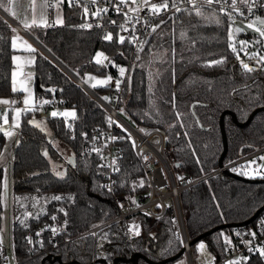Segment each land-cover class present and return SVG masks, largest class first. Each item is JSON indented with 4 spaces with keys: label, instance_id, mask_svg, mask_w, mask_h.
Returning a JSON list of instances; mask_svg holds the SVG:
<instances>
[{
    "label": "trees",
    "instance_id": "obj_1",
    "mask_svg": "<svg viewBox=\"0 0 264 264\" xmlns=\"http://www.w3.org/2000/svg\"><path fill=\"white\" fill-rule=\"evenodd\" d=\"M3 2L7 4V0ZM84 8L63 6V23L37 26L33 28L34 37L79 79L85 72H105L93 62L97 49L104 51L108 59L128 63L115 108L123 110L121 114L137 128L159 129L173 172L196 178L178 193L185 230L191 240L192 263L198 255L197 244L203 241L214 258L212 264H225L220 259L226 245L219 234L223 232L236 241L232 233L235 225H251L264 217V175L245 176L232 171L241 164L217 170L264 144V64H257L258 56L237 58V52L229 47V13L218 11L213 5H184L180 11L157 16L159 27L143 36L145 43L138 48L140 51L126 39L119 42L117 26L125 18L121 12L108 10L92 16L95 11L88 8L85 14ZM84 20L99 24L79 27ZM110 21L115 23L109 25ZM13 29L0 13V97L19 100L20 91L14 93L10 85ZM101 30L106 33L101 34ZM108 33L112 40L103 38ZM237 35L246 33L243 30ZM221 60L222 63H212ZM241 60L254 71L246 72ZM91 89L99 96L111 95L107 86ZM32 90L35 110L20 115L7 171L0 161V224L5 180L10 196L49 194V199L44 210L27 217L23 224L9 212L14 264H168L181 255L182 251L175 255L179 248L167 212L158 217L134 214L132 217L140 225L139 235L130 234L123 220L112 219L117 207L100 183L102 169L97 155L83 151L82 134L91 135L110 124L114 126L120 146L116 191L134 195L146 191L148 182L129 134L117 121L110 123L97 101L40 51H36L33 61ZM46 99H63L62 106L72 107L76 113L75 119L67 120L46 115V125L56 144L42 128L29 123L33 115H38L40 101ZM57 110L61 112L60 108ZM2 141L0 131V148ZM56 159L61 161L58 166L53 163ZM141 180L143 187L139 186ZM54 196L62 199L53 200ZM45 222L43 231L39 230ZM101 222L106 223L95 232H84ZM54 225L58 231L53 239ZM172 255L175 256L169 258ZM245 257L242 264H264L258 251Z\"/></svg>",
    "mask_w": 264,
    "mask_h": 264
},
{
    "label": "built area",
    "instance_id": "obj_2",
    "mask_svg": "<svg viewBox=\"0 0 264 264\" xmlns=\"http://www.w3.org/2000/svg\"><path fill=\"white\" fill-rule=\"evenodd\" d=\"M165 0L161 2L155 0H148V5L145 6L143 0H136L135 3H125L120 4L119 0H97L96 4L88 2V0H79V3H74L73 5H82L87 8H91L96 11L98 8L107 9L110 12H117L116 8L121 9V13L125 18L119 22L117 26L118 36H124L127 42L131 45L133 49H138L141 45V41L145 34H148L153 31V28L157 26L156 17L162 14H167L174 11L176 8L172 7L175 3L176 7H182L184 5H195V4H206L204 0H167L168 8L167 10H162L159 14H153L149 9L151 4H163ZM54 0H49V5L52 6ZM216 7L218 11H221L223 8L224 11L229 14H234L239 17L241 20L248 23H256L257 17L264 14V0H249L248 3H236V11L233 9L232 0H219V2H214L211 4ZM249 5H252V11L249 12ZM61 7L69 6L68 0H63V3L60 4ZM139 9L137 12H132L130 9ZM82 24H91L98 25V21H86L84 20ZM123 24L125 31L120 27ZM109 25H112V21L109 22ZM259 28L264 29V24L258 23ZM105 30H101V34H105ZM97 52H103L107 57L106 53L101 50H96L92 55L93 62H95V56ZM98 65V64H97ZM105 69V72L112 79L107 85L108 89L111 91V99L113 100L112 104H109L104 97L96 94L89 86L86 84L85 87L81 86L92 98H94L97 103L106 111L110 121H117L119 126H122L121 129L129 134L132 139V142H135L133 146L135 155L139 161V164L144 172L145 177L147 178L148 188L144 192L135 193L134 195H128L124 192H117L115 186V171L114 167L117 166V158L120 155V146L118 144V139H111L112 137H118L119 135L114 129V126H110L100 132L93 133L91 135H83V151L86 153H91L97 155L98 164L102 169V179L101 185L103 188L110 193L112 199L115 202L117 207V214L112 218L113 220H123L126 230L133 234L130 231L132 225L139 226V221L137 218L132 217L136 213H144L151 217H158L164 212H167L170 216L171 222L174 225L172 230V236L175 244L178 248H182L183 252L187 256L190 264H192V259L189 251L188 236L185 230L183 215L179 203L178 193L181 189L186 186L191 185L196 181V178H192L186 173L177 174L178 177L183 179H177L176 173L173 172L171 168V163L167 159L164 152V137L163 133L157 128H137L130 121L125 119L121 114L116 110L115 105L117 103L116 99L123 87V83L127 77V66L128 63L117 62L116 60L107 59L103 65H99ZM123 67L125 72L123 76L121 75L119 69ZM116 81H120L119 88L116 87ZM83 82V81H82ZM94 92V94L92 93ZM50 100V99H46ZM51 103L44 104V111L47 110V107H53L54 109H59L63 105V99L50 100ZM115 113H119L120 116H117ZM144 129V131H141ZM96 139H93V138ZM94 149H99L95 151ZM264 151V144L258 146L251 151L239 156L238 158L228 162L226 164L218 166L217 170L223 169L225 167L231 166L233 164H242L247 159L253 158L258 162V154ZM147 156L148 159L145 160L144 157ZM113 160L116 161L115 165L112 164ZM255 165V164H254ZM252 164V166H254ZM107 186V187H105ZM136 203H132V201ZM138 205V206H137ZM160 205V207H157ZM261 219H258L254 224H238L232 228V233L236 237V241H232L233 247H230L227 252L224 251L223 256L220 261L226 262L229 260H235L237 258H243L249 254V249H258L264 247V231L258 226V222ZM175 221V223H173ZM106 222H101L95 224L88 228L84 232H95L98 228L103 226ZM47 223L39 228L41 230ZM58 229L57 225H54L52 229ZM250 231L256 233L255 239L250 234ZM82 232V233H84ZM240 232L242 235L237 236L235 233ZM53 233V231H52ZM179 234L183 240L181 245L175 238V234ZM55 234L52 235L54 239ZM3 241V240H2ZM242 241H251L250 244H245ZM199 253V252H198ZM201 255V253H199ZM243 259L240 260L242 264ZM0 262L1 264H14L11 253H10V242H9V231H8V240L0 243Z\"/></svg>",
    "mask_w": 264,
    "mask_h": 264
},
{
    "label": "snow or ice",
    "instance_id": "obj_3",
    "mask_svg": "<svg viewBox=\"0 0 264 264\" xmlns=\"http://www.w3.org/2000/svg\"><path fill=\"white\" fill-rule=\"evenodd\" d=\"M88 2H90L92 4H96L97 3V0H88ZM132 2L135 3L136 0H132ZM204 2L206 4L211 5L214 2V0H204ZM215 2H219V0H215ZM242 2L248 3V0H242ZM61 3H63V0H57V5L56 6L59 7V5ZM68 3H69V6H72L74 3H79V0H68ZM119 3L120 4H125L126 3V0H119ZM143 3H144L145 6H147L148 5V0H143ZM236 3H237V0H232V5L231 6L233 7L234 10L239 11V9H236V7H235L236 6ZM14 4H15V0H7V6H5L3 0H0V7H4L5 8V11L10 12L11 15H13V16H16L17 13L15 11H13V5ZM172 7L176 8V11H180L181 10L179 7H176L175 3H173ZM167 8H168V2H167V0H165V2L163 4H159V5L158 4H151L149 10L153 14H159L162 10H167ZM138 10L139 9H136V8L130 9V11H132V12H137ZM248 10H249V12L252 11V5H249ZM88 11H89L88 8L85 7L84 8L85 14H87ZM106 11H107L106 8L105 9L98 8L95 12H92L91 15L92 16H98L101 12H106ZM116 11L117 12H120L121 9L119 7H117L116 8ZM221 11H224V9L222 8ZM196 14L197 15H200L199 10H197V13ZM229 16H230V14H229ZM257 20L260 21L261 24H264V19H261L260 17H257ZM41 21H42V23H44V26H47L46 22L43 21V17H41ZM216 22L217 23H220L219 20H217ZM32 23H33V25H36V21L35 20H33ZM56 23L57 24H62L63 23V20L58 18L57 21H56ZM112 23H115V21H112ZM36 26H39V25H36ZM24 27L26 29L29 28V24L27 23V21L24 22ZM79 27H81V28H91L92 25L91 24H82ZM120 27L122 29H124L125 31H127V29L124 28V25L123 24H121ZM156 27H159V25H157ZM247 27L249 29H252V30L258 32L261 37H264V29H261L259 27H255L254 24H251V23L248 24ZM243 30L244 29H242L240 27H237L235 29V32L236 33H239V32H242ZM13 31H15V30L13 29ZM153 31H155V28H153ZM103 38L105 40H112L113 39V36H112L111 33H108ZM17 39H19V38L16 37V36H13V38H12V47L14 49H16L18 47V45H17ZM229 39H233V35H232L231 32L229 33ZM119 42L120 43H124L125 42V37L124 36H120L119 37ZM144 43H145L144 41H141V48H142V46H143ZM239 43H240V46H241L240 50L241 51H244V48H245V46L247 45L248 42L247 41H240ZM23 44L26 46L27 50L32 51V52H35L36 51L34 48H32V46L30 44L27 43V41H23ZM229 47L232 48L233 52H236L237 51L235 44H230ZM140 50L141 49H138V51H140ZM246 55H248L250 59H256V57H257V53H255V52L250 53V54L249 53H246ZM237 58L239 59V56ZM12 59H13V62L15 64V62L19 59V57L13 56ZM94 59H95V62L98 65H103L104 62L108 58L104 55L103 52H97ZM137 59H139V56H137ZM222 62L223 61L221 60V61H213L212 63L213 64H219V63H222ZM256 62H257V64H264V56H259V58L256 59ZM28 63H32V61L30 60V61H28ZM240 64H241V67L246 72H252V71H254V69L247 62L241 60L240 61ZM119 71H120L121 75L123 76V74L125 72V69L123 67H121L119 69ZM30 78L31 77L29 76V80H30ZM111 79L112 78L110 76L107 77V78H105V79H97L95 76H88L86 82L95 81V83H92L91 84V86L95 88L97 86H107L109 84V82L111 81ZM19 84H20V87L18 88L17 87V71L14 68L13 69V72H12V91L14 93H16L18 91H23L24 93H26V95L24 97V100H23V104L25 105V107L22 108V109L21 108H16L15 109V114L12 117L13 124L16 127L19 126L18 124L15 123L17 117H19L24 112L34 111L35 110V104H36V101H35V99L33 97V94L31 93L30 88L26 85L25 81L21 80V81H19ZM119 84H120V81H116V87H117V89L119 88ZM47 91L51 92V91H54V89H47ZM103 99H106L107 100L109 98L108 97H104ZM51 102L52 101H50V100L40 101L41 104H48V103H51ZM10 103H15V101H9L8 99L0 98V104L8 105ZM121 111H123V110H121ZM50 115L52 117L61 116V117H64L66 120L69 117H71L72 119H75L76 118L75 111H68V110H65L64 112L53 111V112L50 113ZM177 116H178V119H179V114H177ZM2 118H3V124H0V131H3L5 136L12 137L14 135V133L11 132V131H7L4 128V125L5 124H8V122H9L8 121L7 113H5ZM29 123H35V121H29ZM110 123H115V122L110 121ZM37 126L39 127V124H37ZM70 126L71 125L69 124V127ZM141 131H144V129H141ZM83 135L86 136V134H83ZM93 139H96V138L94 137ZM111 139L115 140V139H119V138L118 137H112ZM133 146H135V142L134 141H133ZM94 150L97 151V152L99 151V149H94ZM2 155H3V153H0V156H2ZM44 155L47 156L48 153L45 151L44 152ZM144 159L147 160L148 157L145 156ZM258 159L264 160V156L259 157ZM115 163H116V161L113 160L112 164L115 165ZM250 163L254 165V164H256V161L253 160ZM248 167H249V165H241L239 168H233L232 171H238L239 174L245 175V176H249V175H252V176L264 175V171H262V170H264V164H261V165H258L255 168H252L251 171L245 170ZM113 170L114 171H118L119 169L116 168V167H114ZM57 175H63V173H57ZM178 179H183V178L182 177H178ZM139 186L140 187H143L144 186V181L143 180H141L139 182ZM105 187H107V186H105ZM4 188H5V192H6V189H7V182H6V180L4 182ZM52 199L53 200H61L62 197L61 196H54V197H52ZM0 202H2V201H0ZM132 203L135 204L136 202L133 200ZM157 207H160V205H157ZM61 211H63V209H61ZM28 215H31V214L29 213ZM52 219L55 220L56 217L53 216ZM21 223L23 224L24 221L22 220ZM173 223H175V221H173ZM258 226L261 228L262 231H264V217H262L261 220L258 222ZM0 231H2V229H0ZM41 231H43V229ZM52 231H53V234H55L58 231V229H55L54 228V229H52ZM130 231H132L133 234H135V235H139V226L132 225L130 227ZM235 234L237 236H241L242 235L240 232H236ZM250 234L253 237V239H255L256 233L253 232V231H250ZM37 235H40V233L38 232ZM219 235L223 237L224 242H225V245H226L223 248V251L227 252L230 247H233L232 241H231L230 237L228 235H226L225 233H223V232H221ZM175 238H176V240L181 245L183 244V240L181 239V237L179 236L178 233L175 234ZM28 240H29V243H32L31 238H28ZM2 242H3L2 239H0V243H2ZM242 242L245 243V244H250L251 243V241H242ZM249 250L250 251H258L259 254H260V256L261 257H264V247H260L258 249H251L250 248ZM197 251L199 253H201L202 264H212V260L214 258L211 257L210 254L207 252V246H206V244L203 241H201V242H199L197 244ZM241 259L247 260V257L237 258L235 260H229V261H226L225 264H240V260Z\"/></svg>",
    "mask_w": 264,
    "mask_h": 264
},
{
    "label": "crops",
    "instance_id": "obj_4",
    "mask_svg": "<svg viewBox=\"0 0 264 264\" xmlns=\"http://www.w3.org/2000/svg\"><path fill=\"white\" fill-rule=\"evenodd\" d=\"M132 0H126V3H131ZM49 0H15V4L13 5V11L17 13L16 16L11 15L10 12L5 11L4 9H1L7 17H5L14 27V32L11 36V47H12V38L13 36L18 37L17 39V45L18 47L14 49L12 47V54H11V70H10V85L12 87V72L15 68L17 71V87H20L19 81L23 80L25 81L26 85L30 88L31 93L33 94L32 90V77H33V61L35 57V53L40 49V46L38 45V41L33 35V28L39 26H44V23L41 21V17H43V21L46 22V24H57V19H62V7L59 5L57 7V0H54V3L52 6L49 4ZM7 6V4L5 5ZM36 21V25H33L32 21ZM27 21L29 24V28L24 27V22ZM23 41H27L28 44L32 46L36 51L32 52L27 50L26 46L23 44ZM16 56L19 57V59L15 62H13L12 57ZM32 61V63H28V61ZM29 76L31 77L29 80ZM81 80V79H80ZM26 95L23 91H20V97L18 99H12L9 97H0L3 99H8L9 101H15V103H10L8 105L0 104V124H3V115L7 113L8 116V124L4 125L5 130L11 131L14 133L12 137H8L4 135L3 132V141L0 148V153L2 151H7V148L11 146L12 142L15 141L16 136V126L13 124L12 117L15 114L16 108H24L25 105L22 101L21 95ZM25 97V96H24ZM18 100V101H17ZM17 101V102H16ZM69 111H74L72 107H65ZM19 117H17L15 123L18 124ZM70 118V117H69ZM7 143V146H4V144ZM4 151V152H5ZM4 154V153H3ZM7 158V156H6ZM4 157L3 155L0 156V161H3ZM4 162V161H3ZM6 162V160H5ZM9 160L6 162V166L8 167ZM4 165V164H3ZM7 169V168H6ZM211 256V255H210ZM212 257V256H211ZM194 262L197 264H202L201 255L198 256ZM168 264H190L187 256L185 255V258L179 257L175 258ZM194 264V263H192Z\"/></svg>",
    "mask_w": 264,
    "mask_h": 264
},
{
    "label": "rangeland",
    "instance_id": "obj_5",
    "mask_svg": "<svg viewBox=\"0 0 264 264\" xmlns=\"http://www.w3.org/2000/svg\"><path fill=\"white\" fill-rule=\"evenodd\" d=\"M259 17L261 19H264V14L259 16ZM258 23H260V21L257 20L256 23H251V24H254L255 27H259ZM248 24H250V23L241 20L239 17H237L234 14H230V16L228 17V39H229V33L230 32L233 35V39H229V45L235 44L236 49H237V51H236L237 55L240 58H244V57L248 56V55H246V53L250 54L253 52L257 53L258 58H259V56H264V37H261L258 32L254 31L252 29H249L247 27ZM237 27L244 29V32L246 33V35L238 36L237 33L235 32V29ZM240 41H247L248 42L244 48V51L240 50V48H241L240 43H239ZM38 51L42 52L41 50H38ZM88 76H95L97 79H105L108 77V74L106 72H104V73H100V72H85V73H83L81 76V81H83L87 86L93 88L91 86V84L95 83V81L86 82ZM21 96H22V101H23L25 95L23 94ZM105 97L109 98L107 100L105 99L109 104L113 103V100L111 99V97L109 95H106ZM60 109H61V112H64L65 110H67V108H65L64 106H62ZM38 111H39L38 115H33L30 120L35 121L34 124H36V125L39 124V127L45 131L47 137L49 139L54 140L53 139L54 136H53L52 131L46 125L45 117H46V115H50L51 112L57 111V110L54 109L53 107H47V110L44 111V104L39 103ZM118 112L121 114V111H118ZM121 116H123L124 118L126 117L123 113L121 114ZM15 141H16V136H15ZM15 141L12 142L11 146H9L7 148V151H5V150H4L5 152L2 151V153H4L3 154L4 172L7 171V169H6L7 166L5 164L11 156V151H12L13 145L15 144ZM53 142L56 144L57 140H54ZM4 146H7V143H5ZM6 156H7V158H6ZM262 156H264V151H262L261 153L258 154V158L262 157ZM5 160H6V162H5ZM251 161H253V158L247 159L245 162H243L241 164V165H249V167L245 170L251 171L252 168H255L258 165L264 164V160L259 159L258 162H256V164L254 166H252V164L250 163ZM53 163L55 164V166H58L61 163V161L59 159H56V160H54ZM241 165H239V167ZM262 171H264V170H262ZM249 176H252V175H249ZM176 177L178 179L177 174H176ZM6 178H7V175H6ZM48 199H49V194L36 195V194L31 193V194H15V195L13 194L10 196L8 194V192H5V190H4L3 191V210H2V214H1V224H0V229H2V231H0V239H2L3 241L8 240L9 212L10 211H11L12 216L17 217V219L20 221H22V220L25 221V219L27 217L35 216L39 211L44 210L45 203ZM9 205H12V206H9ZM29 213L31 215H28ZM198 256H200L199 253H198L197 257ZM179 257L185 258V253L182 252V254L176 258H179ZM194 264H197V263L194 262Z\"/></svg>",
    "mask_w": 264,
    "mask_h": 264
},
{
    "label": "water",
    "instance_id": "obj_6",
    "mask_svg": "<svg viewBox=\"0 0 264 264\" xmlns=\"http://www.w3.org/2000/svg\"><path fill=\"white\" fill-rule=\"evenodd\" d=\"M0 13L7 17L5 15V13L1 10L0 8ZM38 45L40 46V49L41 51L46 55L48 56L51 60H53L62 70H64L73 80H75L77 83H80L81 86L85 87V83L82 82L78 77H76L73 73H71L67 68L64 67V65H62L52 54H50L39 42H38ZM94 94V92H92ZM102 96L104 97L105 94H102ZM60 110H57V112H59ZM221 133H222V139H223V142L225 143V135H224V131H223V128L221 127ZM221 157V155H220ZM219 157V158H220ZM191 243V240L188 241V244ZM180 251L183 252V249L182 248H179L178 252L175 254L177 255ZM175 255H172L170 256L169 258H173ZM125 264H128V263H125Z\"/></svg>",
    "mask_w": 264,
    "mask_h": 264
},
{
    "label": "bare ground",
    "instance_id": "obj_7",
    "mask_svg": "<svg viewBox=\"0 0 264 264\" xmlns=\"http://www.w3.org/2000/svg\"><path fill=\"white\" fill-rule=\"evenodd\" d=\"M117 116H119V114L118 113H115Z\"/></svg>",
    "mask_w": 264,
    "mask_h": 264
}]
</instances>
